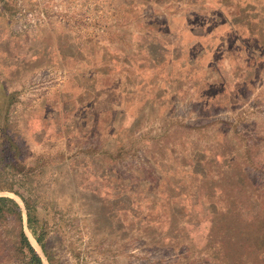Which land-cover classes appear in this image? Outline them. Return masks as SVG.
Listing matches in <instances>:
<instances>
[{"label": "rangeland", "instance_id": "rangeland-1", "mask_svg": "<svg viewBox=\"0 0 264 264\" xmlns=\"http://www.w3.org/2000/svg\"><path fill=\"white\" fill-rule=\"evenodd\" d=\"M130 1L0 0V148L17 164L2 173L33 170L36 199L48 207L40 205L30 227L21 198L0 190L22 208L21 221L0 212V264H31L21 229L41 264H183L137 238L136 205L150 210L151 225L159 185L183 187L194 171L207 178L194 190L208 198L218 187L264 190V47L232 26L245 6L166 0L133 10ZM252 1L264 31V0ZM149 23H167L182 58L165 68L153 47L145 73L129 80L132 101L92 89L114 58L132 56L129 41ZM105 106L114 109L99 112ZM181 200L171 198L174 210L162 217L170 232L189 219ZM184 229L181 240H204L198 220Z\"/></svg>", "mask_w": 264, "mask_h": 264}, {"label": "trees", "instance_id": "trees-1", "mask_svg": "<svg viewBox=\"0 0 264 264\" xmlns=\"http://www.w3.org/2000/svg\"><path fill=\"white\" fill-rule=\"evenodd\" d=\"M223 1L216 0L215 2L216 7L218 5L221 11H225L228 7L238 9L245 6V9L240 11L244 13V16L234 21L232 26L240 31L239 37L254 41L257 43L256 45L263 48L264 31L259 28L260 12L256 4L252 0H244L242 2H236V0ZM149 2L164 4L166 0H132L128 4L131 9L140 10ZM214 14L217 20L223 16L219 11L214 12ZM166 25L167 23H157L152 26L149 23L144 26L142 28L143 34L139 35L140 39L129 41L131 44L129 50L132 56L122 55L118 60L114 58L115 62H112V64L115 69L113 71L108 70L99 79H95L92 89L109 94H114L117 90L119 95L124 94L123 98L125 100L132 101L129 95H132V89L135 86L129 80L136 75V70L139 71V74L145 73L146 63L149 62L148 60L151 59L153 54V47L157 48L155 53L160 66L166 68L168 61L172 63L179 61L182 58L180 40L169 39L167 33L171 30L164 28ZM246 49L251 57L255 58L251 50V44L247 45ZM179 64L183 65V63ZM165 70L167 71L168 68ZM168 72H173V68L169 69ZM165 95L168 96L167 93ZM113 109L114 107L112 106H105L99 112H111ZM8 151L9 149H3V146L0 148V190L13 192L21 198L25 208L27 223L30 227H33V222L37 220L36 212L40 205L43 209L48 207L36 199L33 184L36 173L33 170L25 171L16 178L13 176L6 178L4 176L2 173L4 167H17V164L9 157ZM197 173V171H194L192 173V181L188 182L189 185L186 184L183 187L179 184L169 185V188L162 184L159 185L161 190L151 199L157 212L154 211L153 215L156 220L151 225L146 220L150 210H145L139 204L136 205V208L132 210V217L136 221V225L134 224L132 228L137 238L146 241V246L161 252L172 251L177 253V259L181 258L183 264H203V259L208 262L207 264H264V245L262 247L257 245L258 240L264 239L263 188L238 191L236 188L234 190H226L218 187L214 194L216 197L208 198L205 192L201 194L194 190L195 187H203L205 185L203 182L207 180L203 176L199 179ZM248 179L251 186H254V184L256 186V181L252 180L251 176ZM171 198L183 199L181 203L186 205L187 216L189 217L185 225L192 219L202 223L204 231L203 241L197 242L192 235L181 240L185 225L181 229L175 228L172 232L168 230L169 228L162 226L163 215L166 211L172 212L174 210V206L170 203ZM193 198H197V201L195 200L193 204H185L186 200H192ZM201 203L203 204L201 205ZM224 205L229 208V213H226ZM178 207L183 208V206ZM213 207L214 209H212ZM0 212L13 213L19 221L22 220V208L10 197L0 196ZM150 229L159 230L160 236L155 233L156 231L149 233ZM37 240L42 243L40 238H37ZM18 242L23 249L24 258L30 261L31 264H41L40 256L34 250L22 229L19 232ZM182 249L186 251L184 256H180ZM48 261L50 262L49 258ZM50 264L53 263L50 262Z\"/></svg>", "mask_w": 264, "mask_h": 264}]
</instances>
